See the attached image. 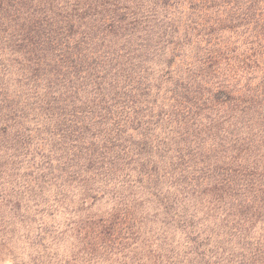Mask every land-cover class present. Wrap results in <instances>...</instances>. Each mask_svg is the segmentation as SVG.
Instances as JSON below:
<instances>
[{"label":"trees","instance_id":"trees-1","mask_svg":"<svg viewBox=\"0 0 264 264\" xmlns=\"http://www.w3.org/2000/svg\"><path fill=\"white\" fill-rule=\"evenodd\" d=\"M264 264V0H0V256Z\"/></svg>","mask_w":264,"mask_h":264},{"label":"rangeland","instance_id":"rangeland-1","mask_svg":"<svg viewBox=\"0 0 264 264\" xmlns=\"http://www.w3.org/2000/svg\"><path fill=\"white\" fill-rule=\"evenodd\" d=\"M0 264H10V262L6 261L3 255L0 256Z\"/></svg>","mask_w":264,"mask_h":264}]
</instances>
